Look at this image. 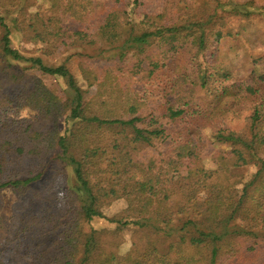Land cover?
Segmentation results:
<instances>
[{"label": "trees", "instance_id": "obj_1", "mask_svg": "<svg viewBox=\"0 0 264 264\" xmlns=\"http://www.w3.org/2000/svg\"><path fill=\"white\" fill-rule=\"evenodd\" d=\"M37 1L0 0V215L1 194L17 198L14 237L4 238L0 252L17 244L0 264H264V56L236 80L219 41L207 42V33L264 15V6ZM144 14L158 25L148 26ZM13 27L59 48L103 41L117 58L98 65L100 47L85 55L80 71L98 87L85 100L69 59L54 67L25 57L12 46ZM23 62L30 66L19 69ZM45 76L62 79L73 97L50 89ZM64 117L70 125L63 134ZM248 165L253 174H233ZM67 168L73 179L68 208L60 210L54 183ZM183 168L187 174L175 178ZM118 201L125 208L108 218ZM96 217L118 228L86 231ZM129 226L136 237L121 255L108 235ZM160 233L176 239L166 253Z\"/></svg>", "mask_w": 264, "mask_h": 264}, {"label": "rangeland", "instance_id": "obj_2", "mask_svg": "<svg viewBox=\"0 0 264 264\" xmlns=\"http://www.w3.org/2000/svg\"><path fill=\"white\" fill-rule=\"evenodd\" d=\"M41 0L37 2L40 3ZM258 6H264V1H257ZM148 26L155 27L159 23V18L151 16L150 14H144L141 16ZM1 34V30H0ZM36 35V34H35ZM32 37V38H30ZM29 38L24 37L19 33L14 27L12 28V46L19 50L22 55L25 57H36L41 58L45 65L47 66H59L66 59L68 60V67L74 73L76 78L83 83L87 92L86 99L89 100L95 96L98 92V87L90 86L88 82L85 81L83 74L80 71V66L83 61H86L85 55H94L96 54L95 47H100L102 53L97 54L95 57L96 63L98 65H103L107 63L111 58L114 57L116 51L108 52L110 49L105 42L97 44L95 46H90L89 44L78 41L73 46L70 47H56L53 44H46L41 41L42 37H33L30 35ZM207 42H213L214 40L219 41V55L220 59L228 65L236 80L245 78L253 68L254 59L264 56V15L254 16L250 19H232L231 23L225 30L209 32L207 33ZM99 52V51H98ZM30 65L26 62L20 64L19 69H24L23 67H29ZM34 74L36 71H29L28 74ZM43 81L48 85V87L56 91L60 95H65L73 97V91H71L62 79H57L51 76L41 77ZM68 125H70L69 120L66 117L59 120V129L64 134ZM241 126L238 122L235 124V127ZM243 126V125H242ZM209 158H207L208 160ZM208 165L211 166L208 162ZM256 168L254 166H246L242 168L233 169V174L249 176L255 172ZM187 174V169L183 168L174 173L175 178L183 177ZM73 179L71 169H66L65 173L58 176L56 182L54 183V193L56 192L55 202L57 207L60 210H66L68 208V201L66 198V191ZM53 188V187H52ZM2 199V212H1V225L0 228V243L5 242L4 238L12 239L11 232V220L13 215V209L16 204L17 198L10 191L4 192L1 194ZM32 199V204H33ZM179 201V199H176ZM41 201H38L40 205ZM51 203V202H50ZM48 203V204H50ZM125 208L124 201H118L113 203L107 210L105 214L108 218L113 217L118 214L121 210ZM185 216V215H184ZM182 215H176V220H184ZM154 222V221H153ZM118 228V224L109 222L106 218L96 217L88 224H85L84 229L90 231L91 229L100 230V231H109L112 232ZM135 226H129L122 231L117 232L112 239L119 244V250L121 255H126L132 248L134 239L136 237ZM11 231V232H10ZM158 247L162 253H166L170 244L175 241V237H167L165 234L160 233L157 236ZM17 242L13 241V244L4 249V252L0 255L6 256L7 259H10L11 255L8 256L11 249ZM19 245H17L18 247ZM3 250L0 246V251Z\"/></svg>", "mask_w": 264, "mask_h": 264}]
</instances>
